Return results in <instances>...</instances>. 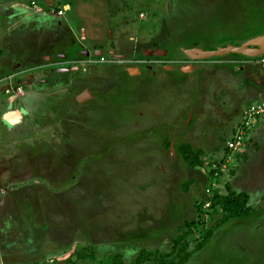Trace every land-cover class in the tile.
I'll list each match as a JSON object with an SVG mask.
<instances>
[{"label":"rangeland","instance_id":"rangeland-1","mask_svg":"<svg viewBox=\"0 0 264 264\" xmlns=\"http://www.w3.org/2000/svg\"><path fill=\"white\" fill-rule=\"evenodd\" d=\"M32 1L0 0V62L12 60L15 63L25 58L38 60L44 55V60H48L47 52H40L33 46L39 48L41 41L48 42L56 36L39 27L35 13H21L14 6L25 3L30 7ZM35 1L38 7H34V11L40 8L55 12L61 19L62 2ZM67 1L76 3L78 0ZM142 1L136 6L132 0H118V11L111 10L109 5H103L99 10L93 6V9L113 28L120 27L119 23L124 19H138L140 23L136 29L140 26L146 29L140 37L155 38L160 46L166 44L167 36H171L175 43L199 39L214 41L217 47L240 46L245 40L264 32V0ZM93 2L84 0L85 5L79 3L76 9L66 11L65 18H76L79 12H91L87 4L93 5ZM124 2L128 4L120 6ZM55 6L60 8L56 10ZM123 8L127 11L121 12ZM22 49L27 51L23 50L25 53L19 57ZM121 56L110 53L108 59L115 63ZM224 59L214 58L205 76L200 75L195 85L186 89L180 85L170 86L168 93L179 98L182 106L188 103L186 112L191 109L185 114L187 118L183 116L179 122H191L194 126L192 134L172 132L165 135L155 128L157 123L136 134L129 135L126 131L122 139L116 134L111 137L106 160L101 158L92 163L79 156L72 165L66 166L65 173L60 171L59 175L56 172L57 176H63L61 181H56L51 174V179L39 176L42 172H59L61 167L51 163L52 160L46 162V166L38 159L33 158L35 165L29 160L25 165L24 180L20 177V181L8 186L5 180L17 168L6 171L0 166V264H160L161 261L180 264L189 255L186 264H264V198H255L251 202L249 196L237 194L231 186L233 173L240 168L237 159L241 154L237 153L219 176L212 173V166L227 153L226 142L233 138V130L242 124L244 113L264 102V87L256 77L250 79L247 76L250 70L239 74L232 65L222 64ZM208 78L212 80L209 82ZM114 93L121 92L116 90ZM131 94V90H126L119 99L112 100V106H127ZM133 94L136 91L133 90ZM116 109L118 106L111 109L108 117L103 115L111 130L112 125L123 124V114L118 115ZM35 112L38 114L39 111ZM124 120L126 128L141 125L132 115ZM147 121L151 120L139 122ZM256 124L255 127L260 129ZM18 127L15 135L23 136L24 131L20 130H25L26 126ZM38 129L27 128L25 139L19 137L24 143L22 148L37 151V142L27 140L34 134L36 138L48 139L43 148L50 156H55L52 143L48 142L50 131L38 135ZM46 129L49 130L48 126ZM253 129L245 136L244 148L240 152H247V144L251 149L248 140L256 131ZM128 138L130 141L138 139V143L130 148L131 153L126 149L127 144L118 143L127 142ZM166 138L174 139V157L180 158L173 174L159 171V167L172 171L169 165L165 166L159 160L154 165ZM88 140L84 137L87 146ZM11 141L0 140L2 162L5 157L21 153ZM260 141L263 142L262 138ZM101 142V135L96 134L90 140L91 145L102 147ZM181 143L198 153L202 166L191 169L181 159L177 150ZM261 143L255 145V152L262 150ZM32 155L36 154L31 152L29 156ZM258 161L252 171L257 169L261 174L260 185H263L264 168L260 162L261 166H257ZM257 178L251 176L249 179L251 188L259 185ZM208 189L213 195L215 192L221 195L232 193L245 198L249 209L245 216L252 218L245 221L242 216L229 220L223 206L206 208L212 195L208 194ZM226 220L229 221L224 223Z\"/></svg>","mask_w":264,"mask_h":264},{"label":"flooded vegetation","instance_id":"flooded-vegetation-1","mask_svg":"<svg viewBox=\"0 0 264 264\" xmlns=\"http://www.w3.org/2000/svg\"><path fill=\"white\" fill-rule=\"evenodd\" d=\"M165 43L164 46L148 47L143 45L135 47L128 53L123 54L114 63L108 59L110 53L104 54V52H101L99 54L97 50H85L79 45L80 49L77 50L75 47L73 50L72 48L69 50L65 48L59 39H52L48 42L41 41L39 48L33 46V49L48 53L47 61L44 60V55L38 57V60L30 61V58H25L17 60L15 63L12 60L5 63L0 62V70H3L0 73V140L3 138L8 141L12 139L11 144H16L21 151L20 154L16 152L10 158L5 157L3 162L0 161V166H3L6 171L11 167L17 168L15 173L8 175L9 178L5 180L7 182L6 186L12 182L20 181V177L24 180V176H26L24 173L27 172L25 165L28 164L29 160L35 165L38 159L43 166H46V162L52 160L51 163L54 162L55 165L61 167L59 172L52 170L48 173L42 172L39 176L51 179L50 176L52 175L56 181L58 179L61 181L63 176H57L56 172L58 174L60 171L65 173L67 171L66 166L72 165L75 159H79V156H81V160L89 159L92 163L101 158L106 160L109 157L111 137H116V134L121 135L120 139H122L125 136L123 133L126 131L129 135L147 131L152 128L153 123L155 125L157 123L158 126H155V128L165 135L174 133L173 130L177 134H181L190 127L193 128L191 122L186 123V120L182 125L174 126L175 116L177 117L183 108L170 102L171 98L168 99L165 92L170 89L169 84L171 85L173 79H177L179 85L181 83L180 86L185 89L195 85V81L200 78L201 71L208 70V67L212 64L211 62L214 61V58L192 60L182 51V48L187 50L193 48L210 50L218 47L215 46L214 41L211 42L210 40L192 39L189 43H175L171 36L165 38ZM152 49L165 50L166 55H147L148 50ZM23 50L27 51V49H22L19 52V57L25 53ZM40 59L42 62H40ZM186 63H194L197 66V73L184 75L180 68ZM133 68H139L140 74L138 80L131 82L128 69ZM169 68H172V70H169ZM244 68L250 70L248 75L258 78L263 84L262 74L258 66ZM111 70L115 71V75L117 74L116 78L110 77ZM111 88L121 93L111 95ZM126 90L132 92L129 95L130 102L128 105L121 106L117 104L112 106V103H114L112 100L119 99ZM133 90L136 91V94H133ZM159 94L161 96H158ZM158 97L161 100L160 109L157 108L154 102V99ZM116 106H118V109H116L118 115L123 114V124L121 126L112 125L111 130L109 121H105L103 115L106 114V117H108L111 109ZM35 110L39 111L38 114ZM129 115H132L134 121L141 125H131L126 128L127 122L124 118L129 117ZM184 118H187L185 114ZM146 119L151 121L139 122ZM22 125L23 127L26 126L25 130H20L24 131V135H15L16 127ZM47 126L49 130L46 129ZM33 127L35 129L40 128L38 129V135L50 131L48 142L52 143V150L54 149L56 152L55 156H50L51 154L45 152L43 148L48 139L45 137L36 138L34 134L27 140L37 142V151L26 147L22 148L24 143H21L19 137L25 139L27 128L31 129ZM95 134L101 135L102 147L95 144L91 145L90 140ZM84 137L87 140L89 139L88 146L84 142ZM173 140V138L164 139L165 143L162 141L161 148L158 150L159 157L156 160L153 159L154 165H157V160H159L161 164L169 165L172 168V171L168 169L165 171L161 167L157 168L155 166L163 173L170 171L173 174L174 167L180 159L174 157ZM118 143L127 144L126 149H128V153H131L132 149L130 148L138 143V139L137 141L132 139L131 141ZM183 144L181 143L179 146ZM178 148L177 150H180V147ZM99 150L102 152L99 153ZM8 151H10V148ZM31 152L36 155L29 156ZM178 155L182 159L181 153ZM0 179L2 180V178Z\"/></svg>","mask_w":264,"mask_h":264},{"label":"crops","instance_id":"crops-1","mask_svg":"<svg viewBox=\"0 0 264 264\" xmlns=\"http://www.w3.org/2000/svg\"><path fill=\"white\" fill-rule=\"evenodd\" d=\"M118 0H94V4L91 5L90 3L87 4L88 9L91 10V12L89 13H82L79 12L76 16V18H72V17H68L65 18L66 16V11H72L74 9H76L77 6H79L80 4H84V0H78L76 1V3L74 1H67V0H59V2H62V5L60 6L63 10L61 12V19L57 18V15L55 12H51L50 11H44L41 10L40 8H37L36 11H34V7H38V3L33 0L30 4V7L28 5H26L25 3H16L14 4V6L16 8H19V11L22 13L23 12H28V13H35L37 15L38 18H36V21L39 22L40 26L39 27H43L47 30V33H53L56 37L55 39H59L60 41H62V44L65 46L66 49L72 48V50L76 47V49H80L79 46L83 47L85 50H97V53H101L104 52V54L106 53H117L119 55H123L125 53H128L129 51H131L133 48L135 47H139V46H148V47H156L158 46L159 42L156 41L157 39L153 38H149V36L146 37H140L143 36L142 33L146 31V29H143L142 26H140L138 29V32L136 31V25H139V20H135L132 18L130 20H126L124 19L123 21H121L120 27L122 28V30H120V27H116L113 28L111 27V23H107V21L104 23V21L102 20L101 16L99 17L98 15L95 14V10L93 9V6H96L97 9L99 10V8L103 5H109L108 7L112 8L111 10L114 11H118ZM120 1V0H119ZM133 1V5L136 6H140L141 3L143 2L142 0H132ZM58 3V2H57ZM128 3H122L120 6H126ZM57 5V4H56ZM56 7V6H55ZM59 6L56 7L59 9ZM138 9V8H137ZM121 12L127 11V8H123L120 10ZM53 13V14H52ZM112 13V12H111ZM19 27V26H18ZM137 33L139 35L136 36ZM264 34H256L253 37L259 36ZM151 35V33H150ZM143 40V41H142ZM141 43V44H139ZM158 44V45H157ZM79 45V46H78ZM73 46V47H72ZM185 48H182V51ZM207 50V49H205ZM108 51V52H106ZM148 55V53H146ZM234 54L228 55L226 57H224L225 59L221 62L222 64L226 65V64H230L233 66V68L235 67V71L240 73H244L246 72L244 67H248L250 68L251 66H245L243 64H234L232 62L236 61V60H241L246 58V56H243V58L241 57H237L233 56ZM151 56V55H149ZM242 56V55H241ZM222 64H218V65H222ZM196 65L194 63H186L184 66H182L180 68V70L182 71V73L184 75H194L196 74ZM244 69V71L242 70H236V69ZM112 69V68H111ZM209 69V68H208ZM169 70H172V68H169ZM115 71L111 70L110 71V77L111 78H116L117 74L115 75L114 73ZM207 70L205 71H201V76H205ZM128 73H129V80L131 82H134L136 80H138L139 78V74H140V69L139 68H133V69H128ZM247 76L250 79H254L255 77H251L250 75L247 74ZM204 79V78H202ZM209 82L212 80L210 78ZM207 79V80H208ZM258 79V78H257ZM177 79H173V81H171V85L169 84V88L170 86L173 87L175 85L179 86V82L177 81V83H175ZM113 81V80H112ZM260 82V80H258ZM261 83V82H260ZM156 84V83H154ZM153 84V85H154ZM262 84V83H261ZM181 85V83H180ZM263 85V84H262ZM186 87V86H185ZM155 88V85H154ZM168 91H170V89H168ZM115 90L113 88L110 89V94L114 95ZM167 94V98H171V101L174 105H179L181 106V108H183L180 111V114L176 117L175 116V122L173 123L174 126H179L182 125L184 122H179V118L183 119L184 114H186V106L188 103H186V105H181L180 103V99L177 97H174L173 94L171 96V92H165V95ZM92 95V93H91ZM158 96H161L160 94ZM263 99H264V93H263ZM160 98L158 97L157 99H154V102L157 106L158 109H160ZM258 126H260V129H257V126L254 127V129L256 130L255 132H253L252 134H250V138L248 140V142H250L249 147L251 146V149H248V144L246 147V151L247 152H243L241 151L238 154H241L238 159H237V164L240 166V168H236L238 169L236 171V173H233V178L231 181V186L233 188V190L235 192H237V194L239 195H245V196H249L250 200L252 202V200L254 201L255 198H264V184L260 185V178H261V174L257 173V169L252 171V169L254 168V165L256 163V161H258V159L260 161H258V167L259 165L261 167L264 168V118L261 117L259 118V120L257 121ZM256 124V125H257ZM253 129V130H254ZM259 130V131H258ZM174 132H176L175 130H173ZM236 128L233 130V132L235 133ZM189 134L193 133L192 127L187 129V131ZM252 132V131H251ZM185 133V132H182ZM256 134V135H255ZM234 135V134H233ZM257 137L259 140H257ZM256 138V139H255ZM260 138H262V143L260 141ZM253 140V141H252ZM188 143H190V141H187ZM257 143H261L262 144V150L258 153L255 152V145H257ZM244 148V147H243ZM242 148V149H243ZM261 149V148H260ZM243 152V153H242ZM225 156V155H224ZM224 158V157H223ZM239 162V163H238ZM260 162V164H259ZM234 164V163H233ZM263 172V171H262ZM251 176H255L258 177V181H259V187H254L251 188V186L248 184L249 183V179L251 178ZM256 188V189H254ZM258 188V189H257ZM252 204V203H251ZM242 217H239L238 219H240ZM249 218H252V216H244L242 219H244L245 221L248 220ZM234 218H230L229 220H232ZM236 219V218H235ZM229 220L224 221V223L228 222ZM223 224V223H222ZM221 227V225H220ZM219 227V228H220ZM256 249V247H255Z\"/></svg>","mask_w":264,"mask_h":264},{"label":"built area","instance_id":"built-area-1","mask_svg":"<svg viewBox=\"0 0 264 264\" xmlns=\"http://www.w3.org/2000/svg\"><path fill=\"white\" fill-rule=\"evenodd\" d=\"M61 14V13H60ZM234 64H243L245 66H258L262 78H263V87H264V55L256 57V58H250L246 57L241 60H236L232 62ZM264 116V102L262 105L258 106H252L244 113V120L241 125L238 126V129L234 133V136L231 140L226 142V148L227 153L225 154L224 158L220 161L215 163L212 166V173L214 176H219L220 172H222L223 169H226L227 165L231 163L232 160H234L235 155L240 152V150L244 147V139L248 132L252 130L253 127H255L256 122L259 120V118ZM208 194H212L209 196L210 200L206 202L205 207L208 208L212 204V196L213 193L211 190H207Z\"/></svg>","mask_w":264,"mask_h":264},{"label":"water","instance_id":"water-1","mask_svg":"<svg viewBox=\"0 0 264 264\" xmlns=\"http://www.w3.org/2000/svg\"><path fill=\"white\" fill-rule=\"evenodd\" d=\"M183 52L192 60L223 58L231 54L256 58L264 55V34L245 40L240 46L228 44L226 47H218L210 50L203 48L183 49ZM147 53L148 55L154 56L166 55V51L160 49L148 50Z\"/></svg>","mask_w":264,"mask_h":264},{"label":"trees","instance_id":"trees-1","mask_svg":"<svg viewBox=\"0 0 264 264\" xmlns=\"http://www.w3.org/2000/svg\"><path fill=\"white\" fill-rule=\"evenodd\" d=\"M233 56L236 57H243L238 54H234ZM169 142V141H168ZM180 150H178L181 153L183 161H185L188 166L191 169H198V167L202 166L201 158L198 157V153H196L193 149L190 147H187V145L179 146ZM212 206H223L227 212V217L230 218H236V217H242L248 214V207H246V200L245 198L238 197L236 194H227V195H221V193H216L212 197ZM140 258H138V263H140ZM189 257L183 259L180 264H186L189 260ZM121 264V263H117ZM160 264H173L161 261Z\"/></svg>","mask_w":264,"mask_h":264}]
</instances>
